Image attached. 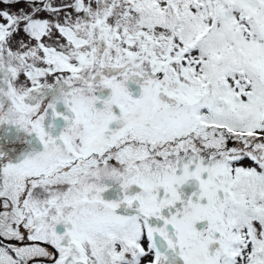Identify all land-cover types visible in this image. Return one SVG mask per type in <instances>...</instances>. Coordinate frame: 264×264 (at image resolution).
Wrapping results in <instances>:
<instances>
[{"label":"snow or ice","instance_id":"snow-or-ice-1","mask_svg":"<svg viewBox=\"0 0 264 264\" xmlns=\"http://www.w3.org/2000/svg\"><path fill=\"white\" fill-rule=\"evenodd\" d=\"M0 264H264V0H0Z\"/></svg>","mask_w":264,"mask_h":264}]
</instances>
